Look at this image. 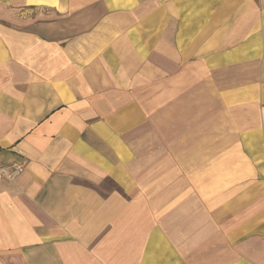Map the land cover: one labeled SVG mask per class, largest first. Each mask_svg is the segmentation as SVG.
Returning a JSON list of instances; mask_svg holds the SVG:
<instances>
[{
  "label": "crops",
  "instance_id": "1",
  "mask_svg": "<svg viewBox=\"0 0 264 264\" xmlns=\"http://www.w3.org/2000/svg\"><path fill=\"white\" fill-rule=\"evenodd\" d=\"M0 264H264V0H0Z\"/></svg>",
  "mask_w": 264,
  "mask_h": 264
},
{
  "label": "built area",
  "instance_id": "2",
  "mask_svg": "<svg viewBox=\"0 0 264 264\" xmlns=\"http://www.w3.org/2000/svg\"><path fill=\"white\" fill-rule=\"evenodd\" d=\"M24 164H5L0 160V187L4 182L14 183L24 172Z\"/></svg>",
  "mask_w": 264,
  "mask_h": 264
}]
</instances>
